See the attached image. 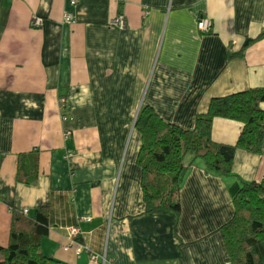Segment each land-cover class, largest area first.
I'll list each match as a JSON object with an SVG mask.
<instances>
[{
  "label": "crops",
  "instance_id": "0c3cea01",
  "mask_svg": "<svg viewBox=\"0 0 264 264\" xmlns=\"http://www.w3.org/2000/svg\"><path fill=\"white\" fill-rule=\"evenodd\" d=\"M259 86L264 0H0V244L14 210L48 205L40 247L63 262L232 264L221 225L231 185L264 176V135L260 153L236 150L233 177L194 159L180 213L146 212L135 119L148 104L191 128L214 94ZM241 128L215 117L211 135L234 143ZM28 151L39 171L25 183L17 165Z\"/></svg>",
  "mask_w": 264,
  "mask_h": 264
},
{
  "label": "trees",
  "instance_id": "16d2710c",
  "mask_svg": "<svg viewBox=\"0 0 264 264\" xmlns=\"http://www.w3.org/2000/svg\"><path fill=\"white\" fill-rule=\"evenodd\" d=\"M262 101L264 86L214 94L207 109L196 110L191 128L167 121L152 106L143 104L135 126L142 135L137 161L142 167L145 211L180 213L182 182L194 159H200L209 172L233 177L238 148L260 153L264 135ZM215 117L242 123L236 142L213 139ZM38 171V155L34 151L21 152L17 180L30 183ZM231 191L233 215L221 225L229 259L232 264H264V176L259 181L240 180L231 185ZM48 231V205L36 208L32 214L14 210L9 241L0 244V264H72L41 250V238Z\"/></svg>",
  "mask_w": 264,
  "mask_h": 264
},
{
  "label": "built area",
  "instance_id": "2783aa9c",
  "mask_svg": "<svg viewBox=\"0 0 264 264\" xmlns=\"http://www.w3.org/2000/svg\"><path fill=\"white\" fill-rule=\"evenodd\" d=\"M70 1V4H76L78 2V0H69ZM65 20L66 21H71L72 20V13H68L66 16H65ZM34 22H40V18H35L33 20ZM112 24H115V25H124V19H123V15H118L117 17H115L112 21H111ZM211 24H212V21L210 18L208 17H205L203 15L199 16L198 20H197V27L199 30L201 31H204V32H207L209 31L210 27H211ZM60 102H61V105L63 104L64 105V97H61L60 98ZM64 118H66L67 116L64 115L63 116ZM25 211L27 210L26 208L24 209ZM90 216H87L86 218L89 219ZM66 248H68V246H66ZM84 248L83 247H79L76 252L79 253L83 250ZM96 255L95 254H92V257H95Z\"/></svg>",
  "mask_w": 264,
  "mask_h": 264
}]
</instances>
